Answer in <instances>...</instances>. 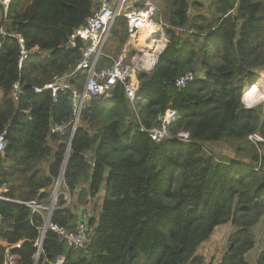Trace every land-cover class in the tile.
Here are the masks:
<instances>
[{
    "label": "trees",
    "instance_id": "1",
    "mask_svg": "<svg viewBox=\"0 0 264 264\" xmlns=\"http://www.w3.org/2000/svg\"><path fill=\"white\" fill-rule=\"evenodd\" d=\"M158 1L163 9L155 20L167 44L151 71L138 72L135 101L117 82L111 99L83 103L74 129L70 89L53 97L33 87L66 76L70 87L82 89L86 68L75 67L83 42L72 45L70 38L98 2H10L0 35L1 195L48 207L71 137L59 188L73 200L65 206L61 192L49 222L74 232L87 220L90 233L84 246L73 248L47 229L36 255L47 210L32 213L0 200V264H9L8 254L12 264H54L60 256L62 264H205L199 246L228 222L227 250L215 264H249L252 228L262 222L264 229V141L248 135L264 139V109H241L237 82L242 76L249 87L264 70V0ZM14 32L21 44L9 36ZM110 33L119 48L106 53L116 56L126 19L117 17ZM22 48L34 51L18 66ZM186 72L194 78L176 86ZM167 110L176 113L168 136L155 141L149 130ZM55 125L64 132H51ZM220 142L229 144L233 158L206 147ZM99 194L96 215L84 214ZM256 264H264V249Z\"/></svg>",
    "mask_w": 264,
    "mask_h": 264
},
{
    "label": "built area",
    "instance_id": "2",
    "mask_svg": "<svg viewBox=\"0 0 264 264\" xmlns=\"http://www.w3.org/2000/svg\"><path fill=\"white\" fill-rule=\"evenodd\" d=\"M12 0H2V18L5 17L7 8ZM158 8L153 0H98V7L90 15L85 23L76 28L71 35L70 43L74 45L76 39L83 42L81 48V60L76 64L75 70L86 68V77L82 89L78 90L75 87H70L66 76H55L51 82L44 84L42 87H33V91L38 93L43 90H50L54 97L59 90L70 89L71 99L73 104V119L72 129H74L80 109L86 101L92 97L103 95L104 100L111 99L110 89L117 83H122L126 97L133 103L137 97L138 79L137 75L140 71L149 72L154 68L158 54L167 44V39L164 36L161 23L155 20ZM117 17H124L126 19L127 37L123 49L116 55H110L105 52L104 47L107 40L110 38V31ZM147 22H152L158 28L156 32L149 33L145 46L141 47L139 43L140 34ZM0 35H3L0 28ZM9 36L15 37L21 44L23 42L19 33L14 32ZM34 49L25 50L22 48L18 59V66H21L22 61L28 54L32 53ZM136 51L141 52L138 56ZM106 58L108 62H104L101 66L99 62L102 58ZM191 75L192 72H186L183 76L176 80V86L180 87L178 82L181 79ZM192 78V79H193ZM190 79V80H192ZM189 80H186L188 82ZM19 94V85H13L12 96L17 99ZM131 94V95H130ZM175 111L167 110L162 117L161 124L149 130V136L155 140L160 141L168 136V125L171 119L175 116ZM64 125H55L51 132L63 133ZM183 138L187 137V133H179ZM248 138L254 142H262L264 139L256 133H251ZM6 147L5 132L0 133V153H3ZM62 176V175H61ZM61 178L55 180L53 187L59 186ZM5 188L0 189V200H5L15 204H20L30 208L32 213H37L42 209L47 210L45 224L40 231V237L35 242L37 248L36 255L39 254L41 244L44 238V232L47 229L54 231L59 236L63 237L70 247L78 248L84 246L88 242L89 230L87 229V220H82L78 223L74 232L66 231L55 224L49 222V218L53 207L56 205V195H51L50 204L48 207L35 200L20 201L11 199L1 195ZM65 206H67L71 199L65 197ZM56 202V203H55ZM8 252V249H6ZM37 257V256H36ZM8 263H13V257L8 254ZM62 257H58L54 264H62Z\"/></svg>",
    "mask_w": 264,
    "mask_h": 264
},
{
    "label": "rangeland",
    "instance_id": "3",
    "mask_svg": "<svg viewBox=\"0 0 264 264\" xmlns=\"http://www.w3.org/2000/svg\"><path fill=\"white\" fill-rule=\"evenodd\" d=\"M153 1L156 7L158 8V11L163 9L161 2H159L158 0H153ZM157 16H158V12L155 18H157ZM139 43H142V42H139ZM109 47H111V52L113 53L116 49L119 48L118 40L110 36V38L107 40V43L104 47L105 52L111 53L109 51L110 49ZM136 52L138 53V56H141L142 54L141 52L139 51H136ZM258 74L260 78L257 80L256 83L262 89H264V70H262L261 72H258ZM263 109H264V106H263ZM206 147L213 150V152L215 153H219L221 156L230 157V158L234 157L228 143H225V142L211 143V144H206ZM259 148L261 150V153L264 155V144L261 145ZM55 187H56L55 195H56V201H57L59 194H61L62 192V188H59V186L58 187L55 186ZM53 192H54V187H52L51 189L52 196H53ZM62 195H63V199H65V197L67 198L70 197L71 201L73 200V198H71V196L66 191L62 192ZM102 198H103V194H99L96 199H94L92 202L88 203L86 206L82 208L83 213L88 215L92 211V214L96 215L98 207L100 205L99 204L100 200ZM232 230H233V227L229 222L222 224V225H218L214 228L209 239L203 242L199 246L198 254L203 256V258L205 259V264H215L219 260H221L224 253L227 250V243H226L227 237ZM252 234L255 238V244H254V247L246 253L245 258L247 259L249 264H256V258L259 252L264 249V229H263L262 222H259L252 228Z\"/></svg>",
    "mask_w": 264,
    "mask_h": 264
},
{
    "label": "clouds",
    "instance_id": "4",
    "mask_svg": "<svg viewBox=\"0 0 264 264\" xmlns=\"http://www.w3.org/2000/svg\"><path fill=\"white\" fill-rule=\"evenodd\" d=\"M256 71H260V69H257ZM192 78L193 77L189 75L186 78L181 79L178 83L184 86L185 81ZM237 85L242 86L241 93L238 95L241 109H255L259 106H264V89H262L257 83L248 87L246 80L241 76Z\"/></svg>",
    "mask_w": 264,
    "mask_h": 264
},
{
    "label": "bare ground",
    "instance_id": "5",
    "mask_svg": "<svg viewBox=\"0 0 264 264\" xmlns=\"http://www.w3.org/2000/svg\"><path fill=\"white\" fill-rule=\"evenodd\" d=\"M158 30V28L156 26H154V24L152 22H147L145 23L143 29H142V34L140 36V39H139V42H142L141 43V47L145 46L143 44V42H146L147 38L149 37V33H153V32H156Z\"/></svg>",
    "mask_w": 264,
    "mask_h": 264
},
{
    "label": "water",
    "instance_id": "6",
    "mask_svg": "<svg viewBox=\"0 0 264 264\" xmlns=\"http://www.w3.org/2000/svg\"><path fill=\"white\" fill-rule=\"evenodd\" d=\"M0 28H1V22H0ZM156 62H157V59H156ZM155 64H156V63H155ZM154 66H155V65H154ZM70 143H71V137H70L69 140H68V145H67V150H66V153H65V158H64V161H63V163H62V167H61V169H60V173H59V175H58L57 181L61 178V175H62V173H63L64 163H65L66 157H67L68 152H69ZM55 191H56V188H54L53 195H55ZM48 215H50V214H48ZM44 233H45V232H44ZM44 233H43V234H44Z\"/></svg>",
    "mask_w": 264,
    "mask_h": 264
},
{
    "label": "crops",
    "instance_id": "7",
    "mask_svg": "<svg viewBox=\"0 0 264 264\" xmlns=\"http://www.w3.org/2000/svg\"><path fill=\"white\" fill-rule=\"evenodd\" d=\"M97 2H98V0H96ZM2 0H0V22H2V20H3V18H2ZM111 36V35H110ZM126 41V40H125ZM124 45H125V42H124V44L122 45V47H121V49H120V51L123 49V47H124ZM110 49H109V51L111 52V47H109ZM112 53V52H111Z\"/></svg>",
    "mask_w": 264,
    "mask_h": 264
}]
</instances>
